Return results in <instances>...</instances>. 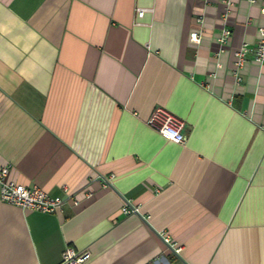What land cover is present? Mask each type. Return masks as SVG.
Returning a JSON list of instances; mask_svg holds the SVG:
<instances>
[{
    "label": "crops",
    "instance_id": "1",
    "mask_svg": "<svg viewBox=\"0 0 264 264\" xmlns=\"http://www.w3.org/2000/svg\"><path fill=\"white\" fill-rule=\"evenodd\" d=\"M260 28L248 0H0V164L71 196L0 200V264L68 245L87 264H264ZM156 107L184 143L146 123Z\"/></svg>",
    "mask_w": 264,
    "mask_h": 264
},
{
    "label": "built area",
    "instance_id": "2",
    "mask_svg": "<svg viewBox=\"0 0 264 264\" xmlns=\"http://www.w3.org/2000/svg\"><path fill=\"white\" fill-rule=\"evenodd\" d=\"M250 3L259 2L260 10L264 13V0H248ZM144 14L143 8H136V16L141 18ZM229 30L223 29L220 40L228 37ZM196 39V34L192 35ZM236 66H240L243 60V47L235 54ZM253 59L257 62H264V28L259 29V39L253 48ZM146 123L159 132L166 139L176 143L186 141L185 122L163 107H156L152 111ZM9 166L0 164V200L9 204L17 205L23 209L40 210L44 212H55L61 205L70 200L66 197L52 195L37 185H27L15 182L8 176ZM122 213H136L138 207L127 202L120 208ZM165 241H168L164 237ZM174 247V246H173ZM177 247H174L176 249ZM89 252L87 250H76L72 246H66L62 251L58 264H87Z\"/></svg>",
    "mask_w": 264,
    "mask_h": 264
}]
</instances>
